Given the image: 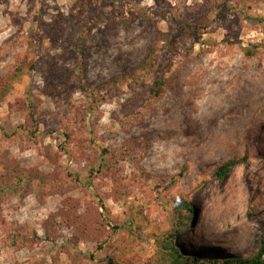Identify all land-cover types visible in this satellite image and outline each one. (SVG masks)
Here are the masks:
<instances>
[{
    "label": "rangeland",
    "instance_id": "rangeland-1",
    "mask_svg": "<svg viewBox=\"0 0 264 264\" xmlns=\"http://www.w3.org/2000/svg\"><path fill=\"white\" fill-rule=\"evenodd\" d=\"M263 244L264 0H0V264Z\"/></svg>",
    "mask_w": 264,
    "mask_h": 264
},
{
    "label": "trees",
    "instance_id": "trees-1",
    "mask_svg": "<svg viewBox=\"0 0 264 264\" xmlns=\"http://www.w3.org/2000/svg\"><path fill=\"white\" fill-rule=\"evenodd\" d=\"M158 85L163 86L162 82H157ZM162 88V87H161ZM161 89L157 91V96L161 95ZM247 158L243 160H235L231 161L224 166H222L216 173V176L219 180H223L224 178L228 177L233 170L241 163L245 162ZM175 210L177 213V220L175 221V231H181L183 228H185L186 224H191L195 220L196 212L192 208L191 204L179 197L175 199ZM185 212H187V215L185 216ZM174 235H171L173 238ZM173 250V257H175V261L179 264H200V262L203 260V257H193V258H187L181 255L178 249L172 248ZM209 260V259H208ZM218 262V261H216ZM214 264H264V244L257 256H254L250 259H242V258H233L230 260H225L224 262H218Z\"/></svg>",
    "mask_w": 264,
    "mask_h": 264
},
{
    "label": "bare ground",
    "instance_id": "bare-ground-1",
    "mask_svg": "<svg viewBox=\"0 0 264 264\" xmlns=\"http://www.w3.org/2000/svg\"><path fill=\"white\" fill-rule=\"evenodd\" d=\"M206 235V238H208L209 240H212V241H216V242H225V243H228L229 241H227V240H217V239H215V238H213L212 236H208V234H205ZM230 245V244H229ZM229 245L227 244L226 246H224V247H229ZM231 246V245H230ZM230 248V247H229Z\"/></svg>",
    "mask_w": 264,
    "mask_h": 264
}]
</instances>
